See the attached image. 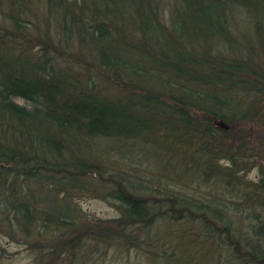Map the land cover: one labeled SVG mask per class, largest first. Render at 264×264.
I'll return each instance as SVG.
<instances>
[{
    "label": "trees",
    "instance_id": "obj_1",
    "mask_svg": "<svg viewBox=\"0 0 264 264\" xmlns=\"http://www.w3.org/2000/svg\"><path fill=\"white\" fill-rule=\"evenodd\" d=\"M160 2L0 0L4 207L17 225L52 226L49 258L61 246L74 260L142 241L148 264H187L189 244L199 242L200 264H264V165L253 180L240 174L241 162L264 161L243 136L252 124L264 142V0H169L165 14ZM100 141L131 142L154 165L164 153L176 176L223 180L219 192L230 198L145 189L90 153ZM31 183L54 190L53 202L37 208ZM84 192L118 216L83 214L71 197ZM173 221L183 231L163 240L156 226Z\"/></svg>",
    "mask_w": 264,
    "mask_h": 264
},
{
    "label": "rangeland",
    "instance_id": "obj_2",
    "mask_svg": "<svg viewBox=\"0 0 264 264\" xmlns=\"http://www.w3.org/2000/svg\"><path fill=\"white\" fill-rule=\"evenodd\" d=\"M35 2L36 4L41 5L39 0H35ZM168 6L169 0H161V2L158 3V13L161 11L165 14V9H167ZM237 21L240 24H237L238 27L242 29L244 23L240 22L242 20ZM16 101L18 103H23L22 100L17 99ZM246 126V130L243 133L244 138L254 145L253 148H262L264 150V142H261L263 140L261 138L262 131L260 127L253 126L252 124H248ZM162 135L161 131L157 133L155 137L158 141H156L157 143H161V141H163ZM115 144L107 142L103 143L100 141L95 148L92 146L90 153L100 157L98 160L101 161L102 164L111 172H118L123 176H127L133 182L139 181L145 189L148 186L149 190L152 187V190L157 192L155 190L168 191L167 189L169 187V189L177 190L188 197L191 196L192 198H201V200H206L208 198L211 199L213 194L221 195L224 198H230L227 192H219L222 188L223 180L216 181L215 183L212 179L207 180V182L202 180L199 181L196 180L195 177H186L184 176L185 174H180L182 170H179V176H176L175 169H167L168 164L166 166L164 161L165 159L163 157L164 153L155 151L156 154H159V159L157 164L154 165V162H156L157 159L154 160V162H144L146 157H141L139 155V151L132 150L133 148L128 150V148H131V142H126L122 145L120 143ZM141 148L143 149V156H145L146 153H149L148 146L146 144ZM260 150L261 149H259V151ZM169 158L170 157L167 159ZM261 160V157H259L254 161V163L251 162L246 164L247 161L241 162V166H246V169L240 171V174L246 181L256 178L258 173L257 166L264 165V161L261 162ZM215 163L219 164L222 168L229 165L225 158L220 157L215 158ZM164 167L165 169H163ZM159 168L160 171L158 170ZM137 177H139V179ZM177 177L182 178L177 179ZM211 177L212 176H210V178ZM16 183L15 187H19L20 189V184H18V182ZM90 186L91 185H89V187ZM29 187L27 195L29 198H34L38 201V204L36 205L37 208L44 205L43 201L49 203L50 199H52L53 202L54 190L52 191L51 188H47L46 186L42 187L45 188V191L42 194L41 190L36 186L34 187L32 183ZM149 190L146 191L149 192ZM7 197L8 190L4 188V185H0V264H148L150 258L153 257L152 255L147 254V251L144 250L147 246L141 241L137 243V248L131 247L127 250L117 246L104 247L103 249L99 248L101 246H94L101 250L95 253L81 252V255L74 260L72 258L67 259L66 255H62L63 250L61 246L55 253V256L53 258H49V256L47 257L46 255L48 250H46L47 252L45 254H42V250L47 247L50 248L51 246H56L52 233L57 232H54L51 225H48L45 229H41V227H38L39 222L37 220H35V224H32L29 227H26L24 224L17 225L10 217L7 209L4 207V202ZM71 198L72 201L75 202L78 209L86 216L101 219H113L118 216L117 210L106 200H103L100 196H96L90 192L79 193L76 197ZM167 223L156 226L158 228L156 232L159 233V236L163 237V240L166 239L167 241L176 239L180 236L183 228L176 221ZM37 233H43L48 237L46 244H41V241L38 239V235H36ZM170 243L172 244L173 241ZM189 245L188 250L191 252V255L187 264L202 263L201 261L203 257L206 256V253L200 255V253L197 252L199 250L203 251L201 244L197 242L195 245H193V243ZM138 246L140 247L138 248ZM94 247L92 249H94ZM171 247L175 249L177 246L173 243ZM207 248L209 249V244H207ZM167 249L169 252L173 250H170L169 247H167ZM220 250L223 249L220 248ZM173 253L174 252H171V254ZM159 263H162L161 260H159Z\"/></svg>",
    "mask_w": 264,
    "mask_h": 264
}]
</instances>
